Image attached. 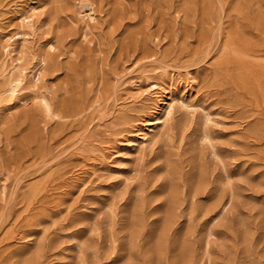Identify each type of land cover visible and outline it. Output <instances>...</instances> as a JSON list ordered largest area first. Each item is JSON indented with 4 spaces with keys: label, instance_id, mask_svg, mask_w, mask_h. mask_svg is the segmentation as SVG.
Instances as JSON below:
<instances>
[{
    "label": "rangeland",
    "instance_id": "obj_1",
    "mask_svg": "<svg viewBox=\"0 0 264 264\" xmlns=\"http://www.w3.org/2000/svg\"><path fill=\"white\" fill-rule=\"evenodd\" d=\"M30 1L0 0V29L14 28L13 8ZM236 4V0H101L98 24L87 36L90 42L82 39L83 23L73 9L67 11L70 18L62 15L50 26H40L26 56L38 51L51 31L62 36L54 55L56 66L46 73L44 85L73 107L97 98L103 101L62 121L39 123L34 139V125L25 117L36 109L29 95L25 107L5 118L0 126V264H80L79 256L86 264H141L149 256L143 254L145 243L158 240L165 218L169 181L163 154L169 148L163 143L166 134L144 153L128 147L139 124L134 119L152 106V100L145 95L133 103L115 88L129 71L163 62L181 73L192 71L195 78L186 92L211 113L209 126L219 150V159L207 158L213 171L206 197L181 206L176 227L162 236L164 260L208 264V251L212 264H264V106L257 93L235 79L233 64L216 66L214 53L228 34L240 43L261 44L264 29H253L245 17L264 13V0H251L242 14L233 12ZM49 10L50 4L42 7L40 24ZM120 108L127 112L125 118ZM186 111L176 107L170 120L174 127L194 117L180 155H173L182 175L191 170L199 150L209 151L198 139L201 108ZM172 132L176 130L168 133ZM106 145L116 153L106 156L111 151ZM99 148L101 152L92 151ZM223 166L233 180L234 198L212 220L222 194L225 198L228 193L213 189L223 177ZM33 183L39 187L31 194ZM141 198L147 201L143 223L132 239L131 214ZM194 206L197 210L191 214ZM209 226L215 234L206 241ZM185 231L184 242L190 248L179 251L175 246ZM37 249L39 257L27 262L23 251Z\"/></svg>",
    "mask_w": 264,
    "mask_h": 264
},
{
    "label": "bare ground",
    "instance_id": "obj_2",
    "mask_svg": "<svg viewBox=\"0 0 264 264\" xmlns=\"http://www.w3.org/2000/svg\"><path fill=\"white\" fill-rule=\"evenodd\" d=\"M100 1L31 0L27 5H15L10 19L15 21L16 26L9 30L0 29V126L5 123V118L13 116L15 113L13 112L14 109L25 107L28 95L36 107L33 112L25 115L34 125L31 139L37 136L36 126L41 122L62 121L69 116H76L84 111H90L92 107H99L102 104L103 100L97 98L90 104L73 107L70 103L67 104L64 100L58 99L50 86L44 85L46 73L56 66L55 51L62 45V36L57 31H51V35L44 39L42 47L26 56L31 38H34L40 26L44 24L50 26L53 20L60 18L62 15L70 18L67 13L69 9H73L74 15L83 23L80 35L86 41L87 36L93 32L92 29L98 24L99 10L97 6ZM236 1L237 4L233 6L235 14H242L250 6L251 2V0ZM46 4H50V10L46 21L40 24L42 19L39 16L42 14V7ZM245 18H248L245 19L248 25L253 24V27L250 26L253 29H264L263 12H259L255 18L250 15ZM90 41L92 40H87V42ZM261 46H264V40L259 45L252 44L248 40L240 43L228 34L214 49V53L216 54V66L233 64L234 68H236L235 79L250 92L257 93L259 103L264 106V59H262L264 57V48ZM206 60H208L207 57ZM156 61L158 60L153 59L151 62L155 63ZM150 72L155 75H150ZM167 73L168 75L166 76ZM128 74H130L128 78L116 85L115 90L123 92L124 99H128L131 102L138 101L145 95H150L152 100V106L147 107L146 111L143 110L145 111L143 115H138L134 119L136 122L139 121V124L134 130L133 137L129 139L128 147L144 153L146 149H151L156 139L166 134L163 143L169 148L163 154L167 166L165 175L169 181V196L164 208L165 218L159 228L158 240L154 242V245H151L152 241L149 239L145 243V252L143 254H149V256L141 264H177V258L164 260L165 245H163L162 236L168 230L176 227L178 218L182 216L181 212H179L181 206L187 202H191L192 206L200 197H206V191L212 182L211 175L213 171L212 163H209L207 158L212 162L219 159V150L213 143L214 136L209 126L212 116L210 112L204 111L200 105L193 103L190 99L191 93L188 94L186 92V89L191 87L192 80L195 78L191 70L185 69L181 73V71H176L171 63L163 62L161 65L153 64L151 69H144L139 72L129 71ZM114 105H118V103ZM176 107L187 110V113L195 112L197 107L201 108L203 116L197 128L199 131L198 139L202 147L208 146L209 149L207 154L199 150L198 158L193 163L191 170L183 175L181 174L182 168H180L173 155H180L178 153L179 149L181 150L183 147L187 128L193 123L194 117L184 118L173 127L170 120L173 118ZM123 110L119 113L121 118L127 116V112H123ZM90 123L91 120H88L85 122V126L87 127ZM172 129L176 130V133H168ZM106 148L111 150L113 147L106 145ZM101 150L102 148L92 151L101 152ZM114 153L116 151L111 150L106 156ZM106 164L110 163L106 162ZM111 170L113 169L107 168L108 172ZM115 170L118 172L120 168ZM222 170L223 177L213 183V189L219 192L228 190V193L225 198L222 194L221 206L216 215L212 217V220L223 213L226 206L234 198L233 180L225 166H223ZM38 187L39 183H33L29 190L30 193L33 194ZM145 204H147V201L145 202L141 198L132 210L131 220L135 227V230H132V239L138 236L136 231H138L139 226H142V208ZM196 207H193L191 214ZM202 211L206 212V206H204ZM189 228L187 227V229ZM186 234L187 231L182 235V242L175 246L179 251L190 248L184 242ZM214 234L213 228L207 227L206 241ZM206 241H204L205 246ZM23 254L29 257L26 258V261L29 262L36 260L40 251L38 249L34 251L27 250L23 251ZM183 254L185 255V253ZM79 262L80 264H86V259L83 256H79ZM207 262L212 264L208 251ZM195 264H201V260H198Z\"/></svg>",
    "mask_w": 264,
    "mask_h": 264
}]
</instances>
